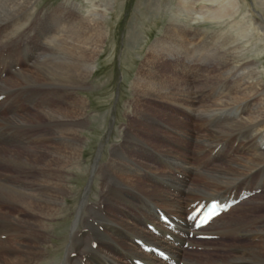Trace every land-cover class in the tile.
I'll return each instance as SVG.
<instances>
[{
    "label": "bare ground",
    "instance_id": "obj_1",
    "mask_svg": "<svg viewBox=\"0 0 264 264\" xmlns=\"http://www.w3.org/2000/svg\"><path fill=\"white\" fill-rule=\"evenodd\" d=\"M86 1V5H70L66 1L42 14L36 10L38 0H0V110L8 104L9 95L23 96L28 106L19 113V104L11 103L8 114H0V170L5 172L0 174V264H39L46 258L49 251L44 245L50 242V221L63 212L65 197L71 193L65 185L70 173L63 170L80 162L84 145L81 132L88 123L87 100L71 90L88 86L96 71V59L110 34L106 17L112 0ZM255 1L263 11L257 13L258 19L249 13L251 10L242 11L239 0H176V10L171 12L161 38L148 46L131 83L134 107L130 114L136 123L162 134L171 132L173 124L187 123L152 104L169 106L179 115L194 117L193 123L214 134H228L233 141L239 138L237 155L228 161V167L208 168L210 182L206 185H183L178 197L147 185L151 193L149 205L143 210L134 205L137 194L133 191L143 192L129 180L145 178L155 182L173 177L163 164L169 159L184 164L178 169L193 172V168L185 167L187 162L171 150H157L146 139L147 134L152 137L146 129L139 126L131 131L123 125V140L113 144L112 157L101 166L96 162L92 169L93 176L101 177L99 200L90 203L87 193L83 195L61 264H81L84 258V264H133L132 260L141 258L168 264L155 261L135 243V239L141 238L133 236L134 242H128V235L136 233L146 237L141 239L145 243L155 240L172 254L173 261L187 264L192 260L182 246L194 242L183 236L185 230H190L185 211L192 209L191 205L187 207L188 203L199 199L196 193L209 195L208 200L242 197L227 212L255 202L254 198L247 199L254 195L251 192H238L254 177L255 186L250 188L264 187V177L260 178V173H264V69L260 65L264 63L258 61V56L264 54V0ZM199 22L219 27H193ZM40 50L44 52L42 56ZM22 60L30 70L21 68ZM8 70L12 71L11 77ZM145 107L147 110H143ZM139 156L149 158L152 164L137 161ZM157 163L162 165L160 169L154 165ZM205 166L203 163L202 167ZM199 170L197 167L194 173ZM111 181L118 187L110 186ZM186 190L192 195L182 198ZM126 203L134 205L131 208L140 210L152 222L146 221L147 229L151 224L158 233L143 229L142 221L121 206ZM96 205L104 207V211L94 209ZM170 205L176 208L173 215L166 211ZM111 208L120 211L125 220L114 217ZM163 211L169 214L172 227L161 220ZM221 214L206 226V232L200 233L234 235L247 225L246 221L223 220ZM79 227L86 229V233ZM245 232L254 242L239 246L244 253L236 258L238 264L264 263V250L255 241L257 234H264V228L257 226L256 230ZM71 253H76L75 258Z\"/></svg>",
    "mask_w": 264,
    "mask_h": 264
},
{
    "label": "rangeland",
    "instance_id": "obj_2",
    "mask_svg": "<svg viewBox=\"0 0 264 264\" xmlns=\"http://www.w3.org/2000/svg\"><path fill=\"white\" fill-rule=\"evenodd\" d=\"M66 1L69 2L70 5L72 3H80L83 5L87 4L86 0H38L36 10L42 14L45 12H52L61 3ZM111 2L112 8L109 10L106 17V26L108 33L110 34L108 36L109 38H107L104 50L100 53L98 59H96V71L94 75L90 77L87 87L71 90L74 94L84 97L88 102L86 110L88 114V123L81 132V135L84 137L83 155L79 159L80 162L78 161L63 170L70 173V175L66 176L65 185L67 187L69 186L68 188L71 193L65 197L66 202L62 207L63 212L56 215L53 221H50V224L52 225L49 236L50 242L47 245H44L46 248L48 247L49 253L39 264H61L64 260L67 254L69 235L75 223L77 209L82 203V199L84 197L83 195H85V192L87 193L86 199L90 203H94L99 200L98 194L100 192L99 183H101V177L99 175L93 176L95 163L97 162L99 163L98 166H101L103 163L108 162V160L112 157L113 144L121 143L123 140L120 132L121 128L124 127L123 125L126 124L125 127H130L131 131L133 128H138L139 126L146 129V131L152 135L151 137L147 134L145 136L146 139L149 141L151 140L152 142L150 143L155 144L153 146L157 150L161 151L169 149L172 151L173 155H178L177 158L187 162V164H185L187 166L185 167L193 168V172L185 171L182 168L178 169V166L181 167L184 164L180 161L169 159L168 161L170 162L163 163L165 167H167L166 169L172 172L173 177H169V181L165 177L159 178L158 180L156 179L155 182H150L145 178H135L129 180L131 184H135L136 187L143 192L138 193L133 191L135 195L137 194L135 200L136 203L134 205H140L143 210H145L144 208L149 205V194L151 193V190L146 187L147 185L165 189L168 191V196L172 195V197H176L179 193V189L182 188L183 185H185L183 188H186V186L194 187V185L197 187V184L206 185L210 182L208 178L209 174H206L207 169L219 166L228 167V161L233 157V155H237L238 149L240 148L238 144L239 138L233 141L230 139L228 134H214L212 130H208L203 125L193 123L195 120L194 117L189 118L187 115H179L175 108L156 105V102H153L152 104L155 105L156 109L168 113L169 116H178L184 119L187 122L185 123L186 125L173 124L174 128H172L171 132L162 134L157 130L140 125L131 119L132 116L130 114V109L134 107V104L131 102L134 98V95H132L133 90L131 88V83L134 81L133 79L145 58L148 46L154 44L156 40L161 38V31L166 28L171 12L176 10V0H112ZM255 5V0H239L241 10L245 11V9H248V12L251 10L249 13H251L254 18L258 19L259 17L257 13L259 11H263ZM193 27L210 30L216 29L219 26H213L208 22H199L194 23ZM257 44L262 45L263 43L261 44L257 42ZM39 52L41 56L44 53L42 50ZM252 57H255L256 59L259 57L258 61H260V64L264 63V61H262L264 60L263 53H261L258 57L254 55ZM21 64L22 69L30 70L29 65L25 64L24 60L21 61ZM260 69H264V66L260 65ZM8 71V77H11L12 71ZM224 81L225 79L221 80L220 83H217V85H222ZM218 90L219 88H216V91ZM13 96L14 95L8 96L9 105L11 103L19 104V113H21L22 109V111L28 109L27 102L23 100V96ZM8 104L0 110V114H2L1 116L8 114ZM129 104H132L131 108L128 107ZM143 110H147V107L143 108ZM2 128L5 132L6 128ZM147 149L148 148L145 147V150ZM135 159L137 161H144L147 165L152 164L149 158L145 159V157L139 156V158L137 157ZM203 163H206L205 167H202ZM154 165L158 169L162 166H160L159 163ZM197 167L200 169L198 172L200 175L198 173H194ZM202 173L207 176L201 175ZM0 174H5V172L0 170ZM261 177H264V173H260V178ZM119 178L125 180L122 177ZM254 178L255 179H253L252 182L250 181L246 187H240L238 192H243L244 194L251 192L249 194L254 195L248 197L247 199L254 198L255 202H252V204L247 202L243 205V207H239L237 205L238 207L232 212L224 213L225 215L221 214L223 220L246 221L247 225L245 228L239 231V233L235 232L234 235L225 232H215L212 233L214 236L211 239L199 240L196 237L189 238L191 242L193 241L197 244L183 247L186 249V256L192 260L187 264H238V260H236V258L244 253L239 246L241 244L246 245L254 242L250 241V236L249 234H246L247 232L245 231L250 229L256 230L257 226L264 228V187H261L260 185L258 187L250 188L255 186L254 181L256 180V177ZM170 181H172L173 184L170 183ZM227 182L230 183L231 180H228ZM109 183L110 186L118 187L113 181ZM185 192L186 193L181 195L183 196L182 198H184L185 195L187 198L192 195V192H189L188 190ZM196 195L199 196L197 201L202 199H206L207 201L209 196L200 193H196ZM101 204L105 205L104 203ZM115 204L119 206L118 203ZM188 204L189 205L187 207L191 205V203ZM134 205L126 203L121 206L124 209L131 210L134 217H138L139 221H142L141 224L143 229L148 230L146 221L149 220H147L146 216L142 215L140 210H134V207L131 208V206ZM172 207L173 206L170 205L166 211L173 215L176 208ZM99 208L101 211H104V207H99L98 205L94 207L96 210ZM114 210L115 209L112 208L109 209L114 217L125 220V218L120 214V211L116 212ZM10 211L12 213H18L13 210ZM185 212L187 213V211ZM89 221L93 222V220ZM135 221L137 223L139 222L136 219ZM94 223L98 226L97 222ZM79 226H82V224ZM79 228L80 230H85L83 233H86V229L81 227ZM257 235L258 236L255 241L258 242L259 246L264 250V234ZM133 236L146 239V237L142 234L136 233L128 235V242H134L131 239ZM155 237L158 238L157 236ZM150 243L160 246L155 240ZM119 246L124 249L123 246ZM115 250L116 249H114L112 253ZM136 250L140 251V248L138 247ZM75 254L76 253H71L70 256L75 258ZM138 256L139 255H136L135 257ZM150 259L154 260V258ZM155 261L159 260L155 259ZM261 262L262 261H260V264H264ZM84 263L85 258L81 261V264Z\"/></svg>",
    "mask_w": 264,
    "mask_h": 264
},
{
    "label": "snow or ice",
    "instance_id": "obj_3",
    "mask_svg": "<svg viewBox=\"0 0 264 264\" xmlns=\"http://www.w3.org/2000/svg\"><path fill=\"white\" fill-rule=\"evenodd\" d=\"M211 208L213 211H210L209 214H208V218H211L212 216H214L216 213H215V208H216V205L213 204L211 205ZM190 219H195L194 216H190L189 217ZM162 219L164 220L165 224L168 226V227H172L173 225L171 224V222L168 220L167 217H162ZM205 222H207V218L205 220Z\"/></svg>",
    "mask_w": 264,
    "mask_h": 264
}]
</instances>
